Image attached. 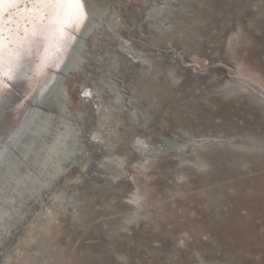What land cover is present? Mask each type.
<instances>
[{
  "label": "rangeland",
  "instance_id": "obj_1",
  "mask_svg": "<svg viewBox=\"0 0 264 264\" xmlns=\"http://www.w3.org/2000/svg\"><path fill=\"white\" fill-rule=\"evenodd\" d=\"M157 1L164 6V0ZM126 2L122 5L136 13L140 23L134 27L131 14L125 12L131 30L122 26L118 39L125 45L133 43L131 53L141 51L140 56L148 59L143 69L148 75L141 76L137 84L139 100L131 91L126 92V81H117L126 106L135 112V120L112 108L106 92L102 99L112 113L100 112L89 120L88 101H83L90 96L87 78L93 67L98 77L103 74L99 71L102 67L94 64L97 59L90 58L95 55L94 47L101 45L96 40L109 39L96 32L88 34L84 28L78 41L89 47L87 52L92 55L88 64L78 74L62 70L58 79L69 93L70 114L83 129L93 125L106 139L101 145L95 140L93 143L91 131L85 130L84 137L90 143L84 144V159L74 162L64 180L57 183L54 194L58 193V198L48 199L47 206L41 208L46 215L36 213L40 220L49 221L51 234L30 224L27 228L20 225V237L3 255L8 257L6 264H17L21 256L17 248L29 253L27 264H54L52 253L61 254L57 259L60 264H264V162L252 159L251 163L238 161L234 166L224 159V164L218 159L212 165L203 162L211 152L224 157L228 149L239 151L241 148L229 144L230 139L264 142V109L240 90L250 85L264 92V0L173 3L171 9L176 13L179 7L186 8L182 29L168 43L158 45L151 39L165 27L156 24L153 32L138 14L147 2ZM117 15L116 5L108 17ZM152 76L165 84L159 97L142 87L141 81ZM239 81L243 86L238 89L235 83ZM39 107L43 108L37 105L36 109ZM164 142L188 145L186 159L164 147ZM150 146L162 153H153ZM242 147L239 152L257 154ZM107 156L120 164L121 173L113 174L108 171L111 167L102 166ZM193 164L198 172L192 169ZM223 175L227 179L219 185L218 177ZM31 240L36 241L24 243ZM36 242L45 247L37 250Z\"/></svg>",
  "mask_w": 264,
  "mask_h": 264
},
{
  "label": "bare ground",
  "instance_id": "obj_2",
  "mask_svg": "<svg viewBox=\"0 0 264 264\" xmlns=\"http://www.w3.org/2000/svg\"><path fill=\"white\" fill-rule=\"evenodd\" d=\"M182 1L164 0V6H161L157 0H144L147 2L145 9L138 14L148 24L149 29L154 32L157 29L155 28L156 24L165 27L161 34L159 33L160 35L155 34L151 39L154 45L166 43L171 40L173 34L181 31L185 18L182 14L186 13V8L181 6L179 7L180 11L176 13L174 9H171V4L181 5ZM40 3L41 0H18L17 5L5 3L2 8L5 29L4 39L0 43V81L4 85L3 91L0 92V264L4 262L6 264L8 257L3 255L7 253V248H10L11 244L20 237L21 230L18 229L21 226L27 228L30 224L34 228L51 234L47 226L49 221H42L37 218L38 214L46 215L44 209L41 208H45L44 205L47 206L46 201L48 199L58 198V193L54 194V189H57V183L66 176L70 164L79 162L83 158V152H86V145L84 146V144H89L90 139H93V143L97 141L96 144L101 145V142L106 139L104 132L94 129L93 125L83 129L78 120L70 114L69 93L62 80L59 81L58 79L62 70H65L66 73L75 72L78 74L88 64V59L92 55L90 51L87 52L89 47L86 48V44H80L78 41L80 34L86 31L84 28L88 29V34L96 32L109 39L108 41L97 39L96 41H100L101 45L94 47L96 57L94 58V55L90 58L97 59L94 64L95 66L100 65L102 68H99V71L102 70L103 73L99 79L98 70L93 65L91 66L93 73L89 79L87 78V91L90 96L88 95L89 97L83 101H88L90 121L97 118L100 112L111 114L112 108L123 110L131 120H135V112L129 111L128 106H126L117 81L122 79L124 82L126 81V85H124L127 88L126 92L131 91L128 93L135 100H139L140 86L137 84L140 85V77L147 74L143 69L144 62H148V59L140 56L143 52L139 51L137 55L131 53L132 50L130 51V49H135L134 44L125 45L119 41L117 36L122 26L127 27L125 12L129 11V8L122 5L127 3L126 0H81L86 13L85 17L78 25L65 27L62 31L59 29L58 18L52 14V10L41 7ZM116 5L118 15L108 17L112 13L113 6ZM172 12L173 14H171ZM129 13L133 26H138L140 18L134 12L129 11ZM26 16L30 20L27 29L24 28ZM12 17H16L20 21L15 27L10 23ZM9 28H12L11 32H9ZM105 29L107 34L104 33ZM128 29L131 30L130 27ZM76 42L77 44L74 45ZM170 74L171 72L168 71V77ZM9 75L12 76L11 79H8ZM161 75L165 77V80L169 79L164 73ZM155 76L147 81H141V84L144 90L147 88V91L152 93V96L159 97L162 95L160 91L166 87H164L165 84H160L161 80L154 79ZM235 85L238 89L243 86L240 81ZM240 90L253 97L255 103L264 109V92L250 85L243 89L240 88ZM103 92L108 94L112 108L103 101ZM37 105H42L43 108L39 107L38 110L36 109ZM108 115H105L106 118ZM95 128L97 127L95 126ZM85 130L91 131L90 139H85ZM228 141L229 144L241 149H243L242 146H246L250 150L253 149L257 154L253 153L250 156V153L239 152L241 149H238L239 151L228 149L227 155L225 154L224 157L221 154L211 152L209 156L203 158V162L212 165L218 159L219 162L225 161L230 166L238 161L243 165L251 163L252 159H259L264 162V142L253 138L244 139L243 137ZM108 145L109 142L105 141V146ZM163 146L170 147L171 150H175L176 153L178 152L180 156L186 159L185 149L188 145L183 147L178 143L168 144V142H164ZM10 148H15V151L11 152ZM149 148L153 150L151 146ZM141 150H144V147L141 146ZM154 152L162 153L159 150H153ZM101 164L104 168L111 167L108 171L113 174H119L123 171L120 164L110 156H107ZM188 166L186 165V167ZM195 166L193 164L192 169ZM196 168L194 169L196 170ZM182 174L186 175V173ZM225 179H227L225 175L219 176V185H222L221 180L225 181ZM183 181L185 184L186 181ZM206 189L202 190L205 192ZM215 193L217 194V192ZM45 196L47 198H44ZM38 211L39 213L36 215ZM50 215L53 216L54 213L51 212ZM33 241L36 240L24 241V243L32 244ZM34 246L37 250L45 247L39 242H36ZM16 250L21 252V256L17 258V264H27L29 253L24 252L21 248ZM47 252H52V249H47ZM60 256L59 253H52L51 261L54 264H60L57 262V259L60 260Z\"/></svg>",
  "mask_w": 264,
  "mask_h": 264
},
{
  "label": "snow or ice",
  "instance_id": "obj_3",
  "mask_svg": "<svg viewBox=\"0 0 264 264\" xmlns=\"http://www.w3.org/2000/svg\"><path fill=\"white\" fill-rule=\"evenodd\" d=\"M5 3L9 5H17L18 0H0V43L4 39V29L5 25L3 23V12L2 8ZM41 7H45L52 10V14L58 18L59 29L62 31L65 27L78 25L86 13L81 3V0H41ZM30 20L29 17L24 18V28L27 29ZM10 23L15 27L16 24H19L20 21L16 17H12ZM12 31V28H9V32ZM12 76L9 75L8 79H11ZM4 89L2 81H0V92Z\"/></svg>",
  "mask_w": 264,
  "mask_h": 264
},
{
  "label": "water",
  "instance_id": "obj_4",
  "mask_svg": "<svg viewBox=\"0 0 264 264\" xmlns=\"http://www.w3.org/2000/svg\"><path fill=\"white\" fill-rule=\"evenodd\" d=\"M72 164H73V163H72ZM72 164H70V166H71ZM70 166H69V167H70ZM44 198H45V197H44Z\"/></svg>",
  "mask_w": 264,
  "mask_h": 264
}]
</instances>
